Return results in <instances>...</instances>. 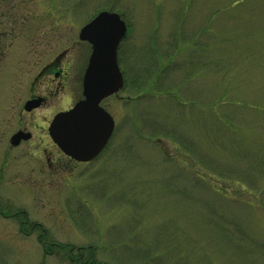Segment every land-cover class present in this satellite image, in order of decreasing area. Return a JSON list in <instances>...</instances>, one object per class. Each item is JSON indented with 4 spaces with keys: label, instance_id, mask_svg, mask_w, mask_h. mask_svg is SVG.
<instances>
[{
    "label": "rangeland",
    "instance_id": "obj_1",
    "mask_svg": "<svg viewBox=\"0 0 264 264\" xmlns=\"http://www.w3.org/2000/svg\"><path fill=\"white\" fill-rule=\"evenodd\" d=\"M101 12L128 26L109 149L27 183L10 109ZM80 49L70 58L84 66ZM1 209L45 220L80 259L67 246L45 256L0 217V264H264V0H0Z\"/></svg>",
    "mask_w": 264,
    "mask_h": 264
},
{
    "label": "flooded vegetation",
    "instance_id": "obj_2",
    "mask_svg": "<svg viewBox=\"0 0 264 264\" xmlns=\"http://www.w3.org/2000/svg\"><path fill=\"white\" fill-rule=\"evenodd\" d=\"M122 44L123 41L121 42L118 48V56ZM78 47L79 49L81 48L80 51L84 48L87 50V58L84 66L75 65L79 63V58L77 59L76 56L70 58V53L76 50ZM91 54L92 47L88 43H75L74 41L72 44H69L67 49L57 54L54 59L40 67L38 72L31 77L30 83L27 85V94L25 99L21 101V103L16 104V106L10 109V115H12V120L10 121V125L8 127V133H11L10 139L8 140L9 152H13L14 150L18 151V156L22 154L25 159L29 158L28 160L31 161L30 165H27L29 167L26 168L27 183L34 180L31 175L35 174L37 178H39V181L42 186H44L46 183H49L50 180H52L53 178L58 179L61 174H64L69 169L74 170L81 166L91 165L94 162V160L93 162L87 163L75 161L70 156L66 155L58 146L53 143L49 132L50 124L57 114L68 112L72 110L76 105L84 101V76L88 67ZM122 75L123 78H125L123 72ZM66 92L68 93L67 95ZM62 94L63 97L62 99H60L61 105L57 111H54L50 114L52 115L51 120L50 115H48L47 119V116H45V119L43 120L44 128L41 130H39V128L35 129V114L39 111L47 112V114L50 113L49 100H55ZM68 95V100H66L65 102V99ZM114 97L118 98L119 94ZM112 98H107L106 100L102 101L100 106L113 117V114L110 111L108 105L105 104V102ZM68 101H70V103L66 107L65 105H67ZM121 101L123 104L124 102L122 98ZM28 102H38V107L28 113L25 110V106ZM17 133H24L25 135L28 134L29 139H23L20 144L15 147L11 145V138ZM34 133H39V136L38 134L34 135ZM112 139L113 138L109 140L108 144L99 154L100 156L105 150L109 149V145ZM3 158L4 161H6L5 164H7L8 156H5ZM97 158L98 157H96L95 160ZM15 161H18V159ZM1 172L2 174H4L2 168ZM7 181H10V179L8 178ZM35 184L38 185V182L36 181ZM0 217L5 220H11V224L14 225L16 233L19 237L33 238L34 243L40 246L45 256L53 255V247L62 248L64 246H70V249L68 250L67 254L69 258L68 260L72 263H78L80 257L73 258V253L75 250L73 246L70 244L61 245L59 243H56L53 240L52 236L49 235L47 228L48 225H45V220L34 219L31 214L26 210L15 211L13 209H1ZM46 218H48V216ZM65 247L62 249H65ZM50 249L51 251L49 252ZM76 250L78 251V253H81V249ZM86 263H88V259Z\"/></svg>",
    "mask_w": 264,
    "mask_h": 264
},
{
    "label": "water",
    "instance_id": "obj_3",
    "mask_svg": "<svg viewBox=\"0 0 264 264\" xmlns=\"http://www.w3.org/2000/svg\"><path fill=\"white\" fill-rule=\"evenodd\" d=\"M127 27L116 13L101 12L80 32L79 39L92 46V55L84 77V101L66 113L58 114L49 129L53 142L77 162L93 161L113 135L114 121L100 104L124 88L118 66L117 50ZM38 107L28 102L27 112ZM29 135L18 133L11 139L18 146Z\"/></svg>",
    "mask_w": 264,
    "mask_h": 264
},
{
    "label": "bare ground",
    "instance_id": "obj_4",
    "mask_svg": "<svg viewBox=\"0 0 264 264\" xmlns=\"http://www.w3.org/2000/svg\"><path fill=\"white\" fill-rule=\"evenodd\" d=\"M126 35H127V34H126ZM126 35H125V36H126Z\"/></svg>",
    "mask_w": 264,
    "mask_h": 264
}]
</instances>
